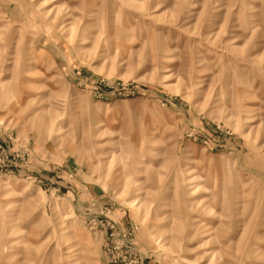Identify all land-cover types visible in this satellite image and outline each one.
I'll use <instances>...</instances> for the list:
<instances>
[{
	"label": "rangeland",
	"instance_id": "374dc122",
	"mask_svg": "<svg viewBox=\"0 0 264 264\" xmlns=\"http://www.w3.org/2000/svg\"><path fill=\"white\" fill-rule=\"evenodd\" d=\"M0 264H264V0H0Z\"/></svg>",
	"mask_w": 264,
	"mask_h": 264
}]
</instances>
